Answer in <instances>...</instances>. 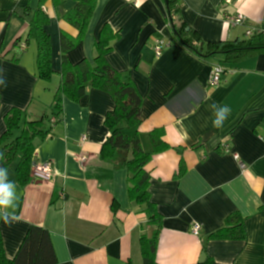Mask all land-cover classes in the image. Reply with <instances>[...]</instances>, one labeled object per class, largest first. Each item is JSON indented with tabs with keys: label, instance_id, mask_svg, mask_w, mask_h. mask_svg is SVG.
Wrapping results in <instances>:
<instances>
[{
	"label": "crops",
	"instance_id": "0c3cea01",
	"mask_svg": "<svg viewBox=\"0 0 264 264\" xmlns=\"http://www.w3.org/2000/svg\"><path fill=\"white\" fill-rule=\"evenodd\" d=\"M97 2L87 35L67 57L72 65L93 62L103 27L118 32L107 60L142 97V123L128 134H138L144 151L152 152L150 133L164 131L170 148L154 154L146 167L162 222L156 261L199 264L205 253L204 264H264V52L224 65L217 85L210 81L224 56L207 55L208 43L245 38L246 27L229 26L228 16L242 14L247 26L264 27V0H181L179 14L201 36L204 57L176 40L165 0ZM74 5V0H0V136L13 107L31 120L51 114L61 95L62 32L78 35L63 17ZM21 6L42 9L51 18L50 81L39 78L38 44L28 40L29 23L16 12ZM159 38L170 42L160 57L154 51ZM84 94L78 101L65 97L60 121L51 118L49 136L35 141V162L51 161L54 179L34 178L22 187L13 169L7 172L14 189L11 205L0 207V235L10 259L34 225L48 229L56 264H144L140 241L153 236L155 227L145 207L128 196V172L100 159L114 98L93 87ZM213 104L230 109L222 127L213 126ZM5 213L16 219L6 223ZM236 214L245 219V240L210 239ZM195 223L202 225L199 237L191 233Z\"/></svg>",
	"mask_w": 264,
	"mask_h": 264
},
{
	"label": "trees",
	"instance_id": "16d2710c",
	"mask_svg": "<svg viewBox=\"0 0 264 264\" xmlns=\"http://www.w3.org/2000/svg\"><path fill=\"white\" fill-rule=\"evenodd\" d=\"M98 0H74V8L63 17L74 28L78 35L69 37L65 32L61 35V88L56 95L50 115H43L40 119H29L27 114L16 107L9 110L4 117L6 130L0 136V169L14 171L16 183L22 187L29 185L35 165L37 139L44 140L49 136L48 123L51 118L54 123L60 121L63 113L64 98L78 101L84 96L88 88L107 90L114 98L115 108L105 116V126L110 135L102 144L100 159L112 162L116 169L128 172V196L132 203L144 206L149 225L155 227L153 236L142 235L140 246L144 264H158L156 261L157 246L162 228L161 215L150 194L151 174L146 170L147 164L154 154L170 148L163 140L164 131L158 129L150 133L152 152H145L139 135L130 136L129 129L136 128L142 123V97L131 79H126L120 72L109 64L107 55L113 49V43L119 33L109 26H104L96 46V56L93 62L82 60L76 65L70 64L67 53L74 49L88 33L90 22L98 6ZM167 1V12L173 35L187 50L203 56L199 44L202 43L198 32L188 26L181 17V0ZM16 12L29 23V38L38 44L37 69L39 78L50 81L54 70L52 68V43L46 26L51 21L42 9L32 10L29 6L19 7ZM179 15V16H178ZM248 24V23H247ZM246 24V25H247ZM250 27V26H248ZM252 35L233 41L208 43L211 51L207 55L222 54L223 67L244 61L248 57L264 52V27H251ZM19 42L16 44L18 45ZM204 57V56H203ZM52 122V121H51ZM180 174L184 172L181 165ZM179 174V175H180ZM247 231L245 219L240 215L228 217L226 226L212 234V240H245ZM57 256L53 242L47 228L32 225L25 235L23 242L14 259L5 255L4 243L0 235V264H56ZM211 264H218L211 262Z\"/></svg>",
	"mask_w": 264,
	"mask_h": 264
},
{
	"label": "built area",
	"instance_id": "2783aa9c",
	"mask_svg": "<svg viewBox=\"0 0 264 264\" xmlns=\"http://www.w3.org/2000/svg\"><path fill=\"white\" fill-rule=\"evenodd\" d=\"M226 22L229 26H239V27H246L245 32L247 34V36H251L252 35V31L253 29L251 27H248L246 24L248 23L247 18L245 15L242 14H237L235 16H228L226 17ZM169 41H166L164 39H156L155 40V44H154V51L156 53V56L160 57L163 52L164 49L167 48V46L169 45ZM26 47V45L23 44L22 46V50ZM224 71V67L223 65H218L216 66V68L213 71V76L211 78V84L217 85L220 82V78H221V73ZM55 120L53 119L52 122H54ZM82 140H85V137L82 138ZM223 151L224 153H228L230 152V148L228 144L223 145ZM235 158L238 160L239 156L235 155ZM85 158H82L81 160L84 161ZM239 165H241V168L243 170L246 169L247 165H245L243 162H239ZM32 175L34 176L35 179L38 180H45V181H51L54 179V177L56 176V174H54L53 171V163L51 161H45L42 163H38L36 162L34 167H33V171H32ZM201 230H202V225L200 223H195L192 226L191 229V233L197 237H199L201 235Z\"/></svg>",
	"mask_w": 264,
	"mask_h": 264
},
{
	"label": "clouds",
	"instance_id": "9594fccd",
	"mask_svg": "<svg viewBox=\"0 0 264 264\" xmlns=\"http://www.w3.org/2000/svg\"><path fill=\"white\" fill-rule=\"evenodd\" d=\"M214 111V127H222L224 121L227 119L230 114V109L227 106H218L213 104L211 106ZM14 185L10 182H7V170L0 169V207H8L11 205V198L13 196ZM15 216H10L9 214H4V220L6 223L15 220Z\"/></svg>",
	"mask_w": 264,
	"mask_h": 264
},
{
	"label": "water",
	"instance_id": "95a60500",
	"mask_svg": "<svg viewBox=\"0 0 264 264\" xmlns=\"http://www.w3.org/2000/svg\"><path fill=\"white\" fill-rule=\"evenodd\" d=\"M166 3H167V1H165ZM201 260H200V263L199 264H204L205 262H206V254L204 253L202 256H201V258H200Z\"/></svg>",
	"mask_w": 264,
	"mask_h": 264
}]
</instances>
